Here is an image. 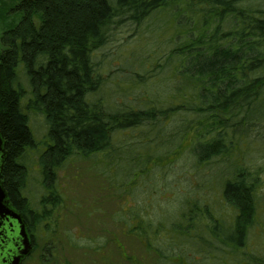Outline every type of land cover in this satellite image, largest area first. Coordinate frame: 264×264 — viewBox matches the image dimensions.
I'll return each mask as SVG.
<instances>
[{"label":"trees","instance_id":"trees-1","mask_svg":"<svg viewBox=\"0 0 264 264\" xmlns=\"http://www.w3.org/2000/svg\"><path fill=\"white\" fill-rule=\"evenodd\" d=\"M243 1L7 2L2 22L11 14L16 20L0 31V129L8 153L3 178L29 221L38 206L41 220L62 206L56 181L68 159L92 158L95 166L108 167L124 162V179L167 171L174 177L167 191L179 190L178 179L187 189L165 209L121 208L111 230L100 227L120 264H140L124 251L129 240L149 264L197 256L206 264H264V250L248 244L254 228L257 244L264 242V7ZM153 20L169 43L158 57L167 74L159 82L163 88L133 97L137 108L112 111L100 96L107 89L94 53L121 25ZM32 111L45 129L39 160L44 195L34 204L22 198L30 172L22 159L36 145ZM107 237L81 248L97 264H119L101 253Z\"/></svg>","mask_w":264,"mask_h":264},{"label":"rangeland","instance_id":"rangeland-1","mask_svg":"<svg viewBox=\"0 0 264 264\" xmlns=\"http://www.w3.org/2000/svg\"><path fill=\"white\" fill-rule=\"evenodd\" d=\"M13 1L12 4H15L18 0ZM7 2L9 0H0V31H2L3 23L6 25L16 20V16L11 14L8 15L9 19L4 17L5 20L2 22L1 15L6 11ZM243 5L263 8L264 0H244ZM121 26L116 31L119 33H115L104 48L94 53V60L99 64L100 73L105 80L103 89H107L106 92L102 91L100 96L108 98L107 106L112 111L122 109L120 108L122 105L137 108L139 101H133V97L139 98L148 92L151 94L161 92L163 87L160 81L167 75L160 70L158 57L167 50L169 43L166 35L163 37L161 32L160 35L156 32L154 20L153 23L148 21L137 27H129L128 24ZM105 61L110 64V67ZM19 80L26 84L22 75ZM114 100L118 105H114ZM28 122L36 145L28 149L22 159V163L30 170L22 193L34 204L44 195L41 189L39 160L45 129L41 116L36 111L28 113ZM101 159L103 161L105 158L101 157ZM125 166L124 162L111 167L105 164L95 166L92 158L83 161L73 157L62 166L58 172L56 185L63 204L49 218L41 220L40 224L36 225L40 239L49 238L51 241L54 247V260H58L59 264H66L65 261L68 263L70 261L71 264L73 260L76 264H82L86 260L97 264V258L94 256L93 260L81 247L90 240L97 239L99 243L102 242V236H107L101 233L100 227L104 225L107 230H111V218L122 210L121 208L126 210L165 209L172 197V201L176 204L187 189L182 185L183 179H178L175 180L176 184H182L175 188L179 190L172 192L174 196L167 191L168 186L174 182V177L167 171L152 170L151 172L156 174L149 178L144 175L133 181L124 179ZM129 182L133 183V187L128 186L130 184L127 185ZM38 212H41L40 206H38ZM257 230L258 228H254L250 231L248 244L253 250L261 253V250H264V242L260 239L257 244L259 239ZM108 237L106 238L108 242L101 253L110 262L119 261L120 264L116 248L110 240L111 236ZM87 245L92 246L91 242ZM122 246L128 256L140 264H149L148 260L138 256V249L136 245L130 243V240L124 241ZM82 251L87 253L86 259L83 258ZM261 254L264 257V253ZM102 259L103 257L101 262ZM31 263L30 259L25 264ZM182 264L206 263L197 256L183 260Z\"/></svg>","mask_w":264,"mask_h":264},{"label":"flooded vegetation","instance_id":"flooded-vegetation-1","mask_svg":"<svg viewBox=\"0 0 264 264\" xmlns=\"http://www.w3.org/2000/svg\"><path fill=\"white\" fill-rule=\"evenodd\" d=\"M7 157L6 143L0 129V191L6 202L5 210H1L0 207V264H9V260L18 255V252L22 249L21 237L19 235L20 223L9 216L10 211L19 215L28 239L29 253L20 264H25L30 259L32 260L31 264H55L54 247L51 245V241L49 238L41 240L36 229V225H39L41 222V219L36 217L40 216V213L38 211L37 213L34 212V217L29 221L25 216L24 210L22 211L16 207L11 200L3 178ZM23 197L25 198L22 193Z\"/></svg>","mask_w":264,"mask_h":264},{"label":"water","instance_id":"water-1","mask_svg":"<svg viewBox=\"0 0 264 264\" xmlns=\"http://www.w3.org/2000/svg\"><path fill=\"white\" fill-rule=\"evenodd\" d=\"M0 207L1 210H5L6 202L3 194L0 191ZM9 216L16 219L18 223H20V231L19 235L21 237V244L22 249L18 252V255L12 257V259L9 260V264H20V262L28 255L29 253V247H28V239L25 233L24 225L21 224V220L19 215H17L15 212L10 211Z\"/></svg>","mask_w":264,"mask_h":264}]
</instances>
